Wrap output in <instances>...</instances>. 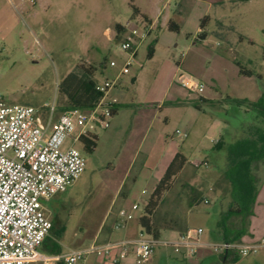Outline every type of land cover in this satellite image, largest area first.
I'll return each mask as SVG.
<instances>
[{"label":"rangeland","instance_id":"obj_1","mask_svg":"<svg viewBox=\"0 0 264 264\" xmlns=\"http://www.w3.org/2000/svg\"><path fill=\"white\" fill-rule=\"evenodd\" d=\"M172 21L178 31L169 28ZM149 23L153 29L136 62L118 91H112L120 109L110 127L98 131L93 151L76 144L86 157L84 173L66 191L43 202L61 218V226L40 247L44 253H51L54 245L69 252L108 240L117 230L126 197L129 204H139L134 222L140 230L141 216L175 146L186 161L161 194L152 224L162 238L175 236L169 229L201 226L202 239H217V223L231 202V185L224 176L226 153L212 146L221 135L232 142L244 125L255 121L254 110L227 97L255 102L264 92V0H0V96L8 104L37 108L54 102L61 112L70 104L62 80L83 69L96 82L112 76L109 60L124 56L121 29H136L141 35ZM151 45L155 52L148 58ZM238 63L254 74L242 75ZM180 72L203 83L204 93L183 89L177 82ZM180 90L185 97L178 95ZM205 93L212 101H205ZM254 173L261 190L264 165ZM194 196L197 201L191 206ZM234 221L240 224L238 217ZM262 239L264 235L253 240ZM205 250L207 256L186 262L160 246L159 260L144 264H264V247L229 262ZM126 261L138 264L131 253Z\"/></svg>","mask_w":264,"mask_h":264},{"label":"built area","instance_id":"obj_2","mask_svg":"<svg viewBox=\"0 0 264 264\" xmlns=\"http://www.w3.org/2000/svg\"><path fill=\"white\" fill-rule=\"evenodd\" d=\"M152 29L149 23L141 35L136 29L124 33L119 41L124 56L109 60V67L117 72L96 82L100 96L90 109L58 112L54 102L37 108L8 104L0 96V264H76L90 255L109 256L114 251L113 263L122 264L130 245L134 246L138 264L151 262L160 246L182 256H195L199 249L208 248L219 255L235 253L240 257L256 254L264 247V239L206 242L201 226H189L176 237H156L141 228L133 238L95 240L85 248L69 252L40 250L53 228L43 200L66 191L84 173L86 157L76 144L83 136L110 127L116 104L112 91L120 85L122 76L130 72ZM177 82L190 93L201 95L205 91L203 83L185 72L177 75ZM68 139L71 142L66 144ZM138 208V202L131 209L121 208L115 229L134 220Z\"/></svg>","mask_w":264,"mask_h":264},{"label":"trees","instance_id":"obj_3","mask_svg":"<svg viewBox=\"0 0 264 264\" xmlns=\"http://www.w3.org/2000/svg\"><path fill=\"white\" fill-rule=\"evenodd\" d=\"M136 12L138 11L136 10ZM204 22L205 19L202 21L201 27L204 26ZM117 27L121 26L118 25ZM169 28L179 30V26L173 21L170 22ZM154 52L155 48L151 45L148 58H152ZM238 65L242 75L252 76L254 74L252 70L243 68L239 63ZM259 78L262 79L261 76ZM60 86L70 101L68 106L61 108L62 111L70 108L90 109L100 96V92L96 89V81L91 78V72L88 69H83L80 75L72 71L62 80ZM227 100L230 103H236L238 106H246L256 113L255 121L248 123L247 127L244 125L239 135L232 142H226L221 135L212 146V150H224L226 153L224 176L231 185V202L217 223L216 236L220 240L240 241L250 232L251 217L254 215V207L259 193V183L254 170L261 163L264 165V92L255 102L231 97H227ZM195 106L199 107L197 104ZM119 109L120 104L113 105L114 115ZM97 140L98 135L92 133L83 136L80 142L83 143L85 150L93 151L97 146ZM185 161V156L178 152L156 185L139 223L140 227L148 234L156 237L161 236L160 231L152 224L151 217L158 206L161 194L168 190L172 178L180 171ZM196 201L197 196H194L190 202L191 206H194ZM235 217L240 219L239 225L234 221ZM51 250L60 252L61 248L54 245ZM236 256L238 259L240 258L239 255Z\"/></svg>","mask_w":264,"mask_h":264},{"label":"crops","instance_id":"obj_4","mask_svg":"<svg viewBox=\"0 0 264 264\" xmlns=\"http://www.w3.org/2000/svg\"><path fill=\"white\" fill-rule=\"evenodd\" d=\"M155 18L152 19L154 22L156 21ZM124 33H125V29L123 27L121 29V34L124 35ZM116 72H117V69H112V75L115 74ZM121 83H122V80H121ZM117 88H119V86L116 87V90H117ZM183 89H185V88H183ZM181 91H182V93H184L183 95L181 94ZM178 95H181V96L185 97L186 94H185L184 90H180V93H178ZM113 97L116 99V104H119L118 98L116 96V92H115V95ZM180 97H177L176 99H178ZM203 97H204L205 101H207V100L212 101V97L210 96V94L205 93L203 95ZM176 99H173V101H175ZM174 104L178 105L179 103H174ZM118 111H117V113H118ZM97 135H98V133H97ZM70 142H71V140L68 139L66 144H69ZM177 153H178V148L175 146L173 153L170 154V157H167V161H166V164L164 166V170L167 169V167L169 166L170 162L172 161V159L174 158V156ZM58 194H56L55 196H57ZM263 195H264V185H263L262 189L259 190V193H258L257 201H256V204H255V207H254V215L251 217L250 232H249L248 235H245L242 238L243 240H253V239L258 238V237L260 238L261 236L264 235V208H263V206L260 205L261 198L264 197ZM53 198L48 199V200H43V202L44 201H51ZM125 200H126L125 204H124V206L122 208L131 209V207H132L134 202L132 204H129L127 197L125 198ZM47 212L50 215V218H51V220L53 222V228L50 231L49 235L47 236L46 240L50 239L51 234H53V232L55 231L56 226L57 227H59V225L61 226V218H60L59 214L54 215L48 210H47ZM136 224L137 223H135L134 220H132V221L128 222L127 225L124 228H121L120 230L112 231V233H111V235H110L108 240H121L123 238H133V237H135L137 235V233L139 232L138 228L136 227ZM169 230L170 231H176V234H175L174 237H176L181 232L178 229H169ZM216 238H217L216 241L220 240L219 237L216 236ZM46 240H45V242H46ZM108 240H105V241H108ZM105 241H102V242H105ZM203 241L209 242V241H207L205 239H203ZM51 248L52 247H50V250H51ZM51 253H54V252L51 250ZM129 253L135 255L134 246L133 245L129 246L128 254ZM114 254H116V251H114L112 253V255H109V256H97V255L93 254V255H90L85 261L81 262V264H114L113 261H112V256ZM207 255L208 254H207L205 248H201V250H198V252H197V254L195 256H182V255L176 254V258L179 259V260H184V261L187 262L188 259L196 260V259H198V256H200L202 258L203 256L205 257ZM236 255L237 254H235V253H228V254L219 255V257L222 259L223 262H229V261L237 260L238 257ZM240 258H242V257H240ZM126 259H124L122 261V264L127 262ZM156 260H159V257L156 256V252H155L154 257L151 260V262L153 263Z\"/></svg>","mask_w":264,"mask_h":264}]
</instances>
